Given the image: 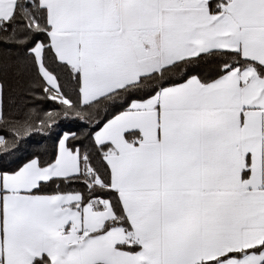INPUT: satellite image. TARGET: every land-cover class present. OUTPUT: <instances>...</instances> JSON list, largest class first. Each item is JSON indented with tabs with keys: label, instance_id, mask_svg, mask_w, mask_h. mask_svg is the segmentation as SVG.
<instances>
[{
	"label": "snow or ice",
	"instance_id": "obj_1",
	"mask_svg": "<svg viewBox=\"0 0 264 264\" xmlns=\"http://www.w3.org/2000/svg\"><path fill=\"white\" fill-rule=\"evenodd\" d=\"M0 46V264H264V0H0Z\"/></svg>",
	"mask_w": 264,
	"mask_h": 264
},
{
	"label": "trees",
	"instance_id": "obj_2",
	"mask_svg": "<svg viewBox=\"0 0 264 264\" xmlns=\"http://www.w3.org/2000/svg\"><path fill=\"white\" fill-rule=\"evenodd\" d=\"M15 49H12L11 51H9L8 49L4 48L3 46H0V64H7L10 57L13 56V54L15 53ZM6 79L9 80V82H12L13 81V76H12V73H11V70L8 71L7 75H6ZM39 104H43V107L45 110H48L51 108V103L50 102H43V101H40ZM39 104L36 105V107H39ZM103 112H101L100 116L97 117V119H103ZM71 119L72 118H69V120H64L62 123H61V130L62 131H65V130H71L73 132H78L79 131V128H78V125L83 123V122H80V121H76V122H71ZM87 127V126H85ZM0 134H5V133H2L0 132ZM6 138L7 139H11V136L9 135H6ZM39 139V136H35L33 137V140H38ZM71 143V142H70ZM52 144H53V141L52 140H41L40 141V147L43 148L44 146H47L49 148V150H51V147H52ZM30 147H36V145L34 143H31L30 142Z\"/></svg>",
	"mask_w": 264,
	"mask_h": 264
}]
</instances>
